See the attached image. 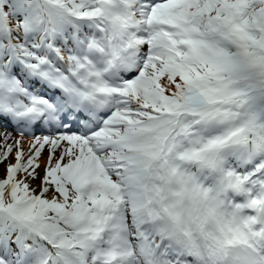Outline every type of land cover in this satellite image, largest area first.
Returning <instances> with one entry per match:
<instances>
[{
	"label": "snow or ice",
	"instance_id": "obj_1",
	"mask_svg": "<svg viewBox=\"0 0 264 264\" xmlns=\"http://www.w3.org/2000/svg\"><path fill=\"white\" fill-rule=\"evenodd\" d=\"M0 129V264H264V0H0Z\"/></svg>",
	"mask_w": 264,
	"mask_h": 264
},
{
	"label": "rangeland",
	"instance_id": "obj_2",
	"mask_svg": "<svg viewBox=\"0 0 264 264\" xmlns=\"http://www.w3.org/2000/svg\"><path fill=\"white\" fill-rule=\"evenodd\" d=\"M3 131V129H0V132H2ZM17 136V134H13L12 133V137H13V140H15V137ZM0 139H2V138H0ZM25 149H27V146H25ZM14 156H15V152H13V154H12V156L9 158V161L8 162H14ZM46 156H47V152H45L44 153V156L42 157V159L41 160H44L45 158H46ZM5 166L4 165H0V176H2V174H3V168H4Z\"/></svg>",
	"mask_w": 264,
	"mask_h": 264
},
{
	"label": "bare ground",
	"instance_id": "obj_3",
	"mask_svg": "<svg viewBox=\"0 0 264 264\" xmlns=\"http://www.w3.org/2000/svg\"><path fill=\"white\" fill-rule=\"evenodd\" d=\"M13 134H15V133H13ZM19 137H18V135L15 137V139H18ZM28 143H29V141L27 140V139H25V141H24V147L25 146H27L28 147ZM43 162H44V160H41V165H42V167H43Z\"/></svg>",
	"mask_w": 264,
	"mask_h": 264
}]
</instances>
